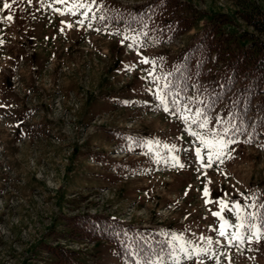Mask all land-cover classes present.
Listing matches in <instances>:
<instances>
[{
    "label": "rangeland",
    "instance_id": "1",
    "mask_svg": "<svg viewBox=\"0 0 264 264\" xmlns=\"http://www.w3.org/2000/svg\"><path fill=\"white\" fill-rule=\"evenodd\" d=\"M147 1L83 0L71 15L72 0H0V264H54L47 244L81 248L83 264H126L108 241L61 237L62 215L82 210L167 240L132 264H264V237L230 244L220 235L222 225L264 232V149L227 136L225 104L204 116L192 96L166 90L179 54L207 25L235 46L264 33L242 18V0H183L194 23L171 42L110 16ZM251 1L264 10V0Z\"/></svg>",
    "mask_w": 264,
    "mask_h": 264
},
{
    "label": "trees",
    "instance_id": "2",
    "mask_svg": "<svg viewBox=\"0 0 264 264\" xmlns=\"http://www.w3.org/2000/svg\"><path fill=\"white\" fill-rule=\"evenodd\" d=\"M243 2V3H242ZM241 16L257 32L264 33V10L251 0H242ZM188 2L150 0L131 7L116 8L111 17L127 27L144 25L157 32L162 41L171 42L193 26L186 15ZM166 90L182 99L192 96L202 115L209 116L225 104L228 112L227 136L251 141L264 149V39L252 40L248 47L235 46L232 36L219 24L207 25L178 56ZM259 224L264 227V204ZM70 229L62 237L93 241L108 240L117 247L118 257L133 263V254L154 257L168 246L157 232L126 225L104 214L79 211L62 215ZM46 249L55 257L54 264H82L80 252L61 245Z\"/></svg>",
    "mask_w": 264,
    "mask_h": 264
},
{
    "label": "snow or ice",
    "instance_id": "3",
    "mask_svg": "<svg viewBox=\"0 0 264 264\" xmlns=\"http://www.w3.org/2000/svg\"><path fill=\"white\" fill-rule=\"evenodd\" d=\"M59 2H62V3H63V2H65V0H59ZM72 2H73V5H74V8H73V10H71V11H70L69 13H67V14L75 15V14H76V12H75V8H84V7H85V5H84V3H83V0H80L79 3H77L76 0H72ZM3 7H4L5 9H9V8L11 7V5H10L9 3H4ZM61 14L63 15V14H65V13H61ZM7 19L11 21L13 18H12L11 16H9V17H7ZM67 26H68L69 28L72 27V25H70V24L67 25ZM143 63L148 64V63H150V61H148V60H144ZM161 103L164 104V101L162 100ZM173 103H175V100L173 101ZM164 111H170V109L166 106V104H165V106H164ZM205 124H206V121H205ZM202 126H203V125H202ZM193 135H197V134H196V133H193ZM202 142L205 143L206 146L209 145V143H210L209 141H206V140H202ZM248 142L251 143V141H248ZM228 143H229V142L224 141V140H219V141L217 142L218 145H221V146H223V147H226ZM212 146H213V147H216V145H212ZM196 155H197L198 157L200 156V152H199V150H197ZM215 155H216V159H220V157H221V155H222V147H221V149H220L219 151L216 152ZM231 158H232V157L229 156V159H231ZM173 161H174V163L176 164V166L183 167V165H179L178 162L175 161V158H173ZM211 163H212V156H209V157H208V165H207V166L210 167V166H211ZM204 195H205V197H208L209 193H208L207 190H205ZM219 203L221 204V207H225V206H226V205L224 204L223 201H220ZM235 208H236V209H239V208H240V205H239V204H236V205H235ZM214 215L219 216L220 214H219V213H214ZM225 227H226V225H222V227H221V231H220V235H221L222 237H223V236H228V239H229V243H230V244H232V243H236V242H239L240 244H243V243H245L246 240H247L248 243H251V242L253 241V239H255L256 242H259L260 239H261L262 237H264V232H262V231H260V230H256V231H254V232H251V228L249 229L250 232H251V235H249V236H245L243 233H240V232L228 234V233L224 230ZM174 239H175V238H174ZM209 243H211V241H209ZM181 250H182V251H185V253H186L187 255L191 256V253H188L187 249L182 248ZM193 251H194V252H197V253H204L205 250H204V249L196 248V249H194ZM229 264H231V260H230V258H229Z\"/></svg>",
    "mask_w": 264,
    "mask_h": 264
}]
</instances>
